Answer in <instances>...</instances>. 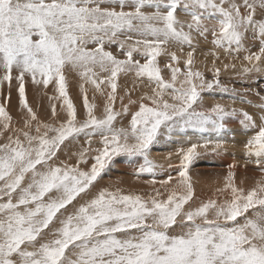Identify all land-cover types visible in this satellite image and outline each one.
I'll use <instances>...</instances> for the list:
<instances>
[{
	"label": "snow or ice",
	"instance_id": "6c2138e0",
	"mask_svg": "<svg viewBox=\"0 0 264 264\" xmlns=\"http://www.w3.org/2000/svg\"><path fill=\"white\" fill-rule=\"evenodd\" d=\"M222 58L247 86L222 82ZM28 85L51 89L49 119ZM234 123L259 178L239 186L230 164L202 199L189 170L229 151ZM122 156L150 191L104 185ZM0 264H264V0H0Z\"/></svg>",
	"mask_w": 264,
	"mask_h": 264
},
{
	"label": "rangeland",
	"instance_id": "374dc122",
	"mask_svg": "<svg viewBox=\"0 0 264 264\" xmlns=\"http://www.w3.org/2000/svg\"><path fill=\"white\" fill-rule=\"evenodd\" d=\"M207 51L208 49H205L203 52L198 51L195 54V57H194L195 67L198 68L200 71L205 72V75L208 78H211L212 76L211 57L208 56L206 58ZM230 62H232L231 58H229L228 60H224L222 58L220 61L216 62L217 66L221 67L222 69L221 70L222 82L228 85L229 87L234 86L236 88H242V87L247 86L246 83L241 82V80L239 79V73H240V62L239 61H235V63H237V68L235 70L231 68H229L228 70H223V64L230 63ZM161 67H162V73L167 78V72L166 70H163V64L161 65ZM121 88H127L128 90H130L132 92L133 98L136 99L137 96L140 94L141 89L144 88V85L138 81L134 83L132 79H127L125 81L122 78ZM27 90H28V97H29L30 105L34 108V110L38 112V115H40L42 118L49 119L51 102L48 97L52 95L51 89H49V92L47 95L43 94L37 89H34L31 85L27 86ZM119 90L120 89H118V91ZM70 94L73 97L74 102L76 103L77 107L80 108L82 111V99H81V95L78 91V87L74 79L70 86ZM89 98L91 101L92 100L91 91L89 92ZM249 98L251 99L252 97H249ZM103 99H104L103 97L98 96L97 99L93 102H95L98 106H100ZM216 102L223 103L226 106H232V107H237V108L243 106L239 103L232 104L230 94H224L220 92H215L208 98L209 104L216 103ZM243 107H247V106H243ZM10 111L15 120L22 119L23 114L19 110L15 93H13V96H12ZM229 127L230 129L235 130L233 132V135H235V140L234 141L230 140L231 143L229 142V148L232 144L236 147L239 146L238 148L242 150L241 142L244 139H246V137L240 136L239 133L242 132L243 130L241 129L238 123H234L230 125ZM198 135L199 134H197V136L195 137H192V139L196 140L198 138ZM178 147H180L179 144H171L167 147L159 146L156 149V151L153 153L154 161L157 164L166 165L167 164V159H166L167 152L175 151V149ZM224 154H225L224 152L220 153L219 155L212 154V153H204L194 162L193 167L190 168L189 174L195 186L196 194L200 198L203 199V198L211 196L215 192V189L217 187H221L223 185L224 177L226 176L227 171H228L227 169H225L226 165H223L221 161L222 159L226 158L224 157L225 156ZM237 154L230 153L227 156V157L231 156L232 158L234 157V159L236 160L235 161L231 158V161H232L231 164H233L234 162L238 168L237 169L238 171H236L237 173L236 182L239 186H242V187L251 186L255 182V180L259 178L260 174L258 171L254 169V167L251 164H249L247 167L244 168L245 163H246L245 155L243 152H240V151L237 152ZM133 159L134 158L123 157V156L118 157L117 160L119 161V163L115 164L112 167L109 175L105 177L103 181L104 185L113 186V187L119 186L123 188L124 190L141 191V192L150 191V187L145 186L143 183L144 179H147L148 177H141L140 179H137L136 176L133 174L134 169L136 168V164L132 162ZM173 163L178 164L179 161L175 157H173ZM201 194H204V195H201Z\"/></svg>",
	"mask_w": 264,
	"mask_h": 264
},
{
	"label": "bare ground",
	"instance_id": "6f19581e",
	"mask_svg": "<svg viewBox=\"0 0 264 264\" xmlns=\"http://www.w3.org/2000/svg\"><path fill=\"white\" fill-rule=\"evenodd\" d=\"M240 136H242V135H240ZM242 138H244V137H242ZM231 143V142H230ZM242 146V145H241ZM239 146H233L232 144H231V146H230V148H229V151L227 152V153H225L224 155V157H226L225 159H222L221 161H222V163H223V165H226V167H225V169H227L228 170V165H230L231 163H232V161H231V156H229V157H227L228 156V154H237V152H243V150H240V148H238ZM238 155V154H237ZM240 155V154H239ZM243 155V154H242ZM241 155V156H242ZM234 156V155H233ZM236 158V157H235ZM233 160H235L234 159V157L232 158ZM238 160V159H237ZM236 161V160H235ZM245 161V160H244ZM234 163V162H233ZM218 165V164H217ZM216 166V165H215ZM244 168H245V166H244ZM218 169V168H217ZM221 169V168H220ZM224 169V170H225ZM238 168H236L235 169V171H238L237 170ZM244 171V170H243ZM242 172V171H241ZM243 173V172H242ZM245 173V172H244ZM247 173V172H246ZM254 174V173H253ZM250 175V174H249ZM197 180V179H196ZM201 182H202V180H201ZM200 186V185H199ZM201 195H204V194H201Z\"/></svg>",
	"mask_w": 264,
	"mask_h": 264
}]
</instances>
